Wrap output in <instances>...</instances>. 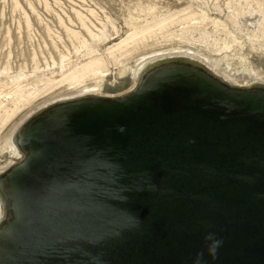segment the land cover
Listing matches in <instances>:
<instances>
[{
	"label": "water",
	"instance_id": "95a60500",
	"mask_svg": "<svg viewBox=\"0 0 264 264\" xmlns=\"http://www.w3.org/2000/svg\"><path fill=\"white\" fill-rule=\"evenodd\" d=\"M0 173V264H264V83L186 56L45 106Z\"/></svg>",
	"mask_w": 264,
	"mask_h": 264
},
{
	"label": "rangeland",
	"instance_id": "374dc122",
	"mask_svg": "<svg viewBox=\"0 0 264 264\" xmlns=\"http://www.w3.org/2000/svg\"><path fill=\"white\" fill-rule=\"evenodd\" d=\"M142 2L147 4L144 7L156 4L157 14L189 8L196 18L157 31L124 56L114 52L117 60L108 62L107 70L80 83H61L67 73L52 83L44 82L43 78L62 73L59 67L65 62L83 63L94 50L93 55L103 57L126 37L133 21L145 23L149 16L139 11ZM201 15L205 16L202 21ZM263 29L264 0H0V173L13 164L9 147L29 116L49 104L84 94L113 96L130 91L137 83L134 74L141 58H145L143 63L151 61L144 71L161 58L180 55L209 66L233 84L264 83ZM104 34L108 36L103 38ZM213 41L215 46L209 43ZM14 76L17 81L11 83ZM18 83L36 88L32 101L20 107L5 92ZM9 111L12 114L5 120Z\"/></svg>",
	"mask_w": 264,
	"mask_h": 264
},
{
	"label": "bare ground",
	"instance_id": "6f19581e",
	"mask_svg": "<svg viewBox=\"0 0 264 264\" xmlns=\"http://www.w3.org/2000/svg\"><path fill=\"white\" fill-rule=\"evenodd\" d=\"M146 5L147 4H143V2L142 3H139L138 4V8H139V11L140 12L142 10L143 15L149 16L148 20L147 21L145 20V23H137V22L133 21L134 25L133 24L131 25L130 24L131 22L129 20L130 26H133V27L130 29V26H129V30L130 31L126 34V37L123 40H121L119 43H117V44L109 47L103 57L102 56H97L96 54L93 55L94 52H97V51L94 50V51H91V54L88 55V56H90L89 59H86V61L83 62V63H81L79 61H74V62L70 61V63L69 62H67V63L65 62L64 65L61 64V67H59V68H61V70L64 69V71H62V73H58V75H55V76H47L45 79L43 78L44 82L45 83H52L55 79H57V76L59 77L58 79H60L61 77H64L65 76V73H67L66 74L67 77H64V79H61L60 80L61 83H64V81H71V82H73V84H74V81H77V82L79 81V83H80L82 81V78L84 79V77H87V76H90V75H97V74H99V73L107 70V64H108V62L111 63V61L114 62V61L117 60L116 59L117 56H115V55H117L118 53L117 54H114V52H116V51H119V53L122 52L123 55L121 54V56H124L127 52L129 53L136 45L143 43L148 36H152V35L156 34L157 31L158 32L165 31L167 29V27H169L172 24H174L176 22H179V21H182L181 22L182 24L189 23V22L192 23V21L196 18V14H194L192 11H190L189 8L181 9V10H179V11L173 13V14L169 13V11L166 12L165 14H157V13L154 12V9L156 7V4L154 6L144 7ZM158 5L159 4H157V6ZM157 9H158V7H157ZM204 18H205V16H203V15L199 16V19L201 21ZM131 19H132V16H131ZM194 22L196 23V21H194ZM260 26H261V24H258L257 25L258 28ZM262 31H264V29ZM110 34H112V33L108 32V35H110ZM108 35L107 34H104L103 38L106 37V36H108ZM204 37H205V35H204ZM248 39H252V38L248 36ZM252 41L253 40H251V43H252ZM209 43L212 44V45H214V46L216 45L214 41L213 42H209ZM91 48H93V47H91ZM66 58H67V55H66ZM66 58L65 57L63 58L64 61H66ZM138 61H139V64L140 65L138 66V68L136 69L135 74H134V77L137 79V81H138V78L140 77V75L142 74V72L144 71V69L148 66V63L151 62V61H149V62L146 61V62L143 63V61H145V58H141ZM58 66H60V65H58ZM53 67H54V65H53ZM251 67H253V64H251ZM59 68L57 67V69H59ZM47 69H49V68H47ZM41 74L47 75L44 72H42ZM10 76H11V74L9 75V77ZM41 77H43V76H41ZM13 81L14 82L17 81L15 79V76L12 78V80L10 79V82L11 83ZM226 81H228V80H226ZM259 81H261V80H259ZM262 81L264 82V80H262ZM28 82L29 81H27V83ZM228 82H230V81H228ZM230 83L233 84V82H230ZM27 85H29V84L22 85L21 83H18V84L15 85V88H13V87L11 88V86H12L11 85L9 87V89H7V91L5 90V92H7V93L10 92V94L13 95V101H12V96L11 95H10L11 98H9V99L17 107L18 106L19 107L20 106H24L25 103H30L32 101V99L34 98L33 94L35 93V91H36L35 89L36 88H34V87H27ZM239 86H244V85H239ZM2 92H0V94ZM7 93H6V95L8 96ZM11 112L12 111H9L8 113H6L4 115V116H6L5 120H7V117L9 116V114ZM3 123H4V121H3ZM15 146H16V148H15ZM9 148H10V152H8V153H10L12 155L13 159H14L13 164L16 163V162H18V161H20V160H22L24 158V153L17 147V145L14 143L13 139H12V142H11ZM4 158H6V157H4ZM2 215H3V208H2V204H1V200H0V219H1Z\"/></svg>",
	"mask_w": 264,
	"mask_h": 264
}]
</instances>
